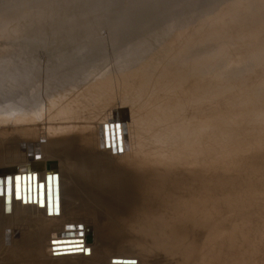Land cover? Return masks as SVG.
I'll return each mask as SVG.
<instances>
[{
    "label": "bare ground",
    "instance_id": "obj_1",
    "mask_svg": "<svg viewBox=\"0 0 264 264\" xmlns=\"http://www.w3.org/2000/svg\"><path fill=\"white\" fill-rule=\"evenodd\" d=\"M13 1L14 0H3L0 2L1 4L0 14H2L0 16V40H2V43H5L4 41H6L8 46L14 43V45L12 44L14 48L12 49L10 58L0 59V264H111V260L118 259V258H122L121 260L134 258L138 260L137 264H152V262L154 261L153 259L154 255L160 256L159 258H157L158 260H160V258H163L165 261L164 262L165 264H171L173 262L175 263L177 260L181 262L182 260H179L178 258L179 256L183 258V262H188L192 260L194 261L195 259L199 261V263H201L200 261H202L203 264H242L240 262V259L243 257V252H244L243 249H245L250 243L252 245L255 244L254 240H258V238H255L252 240L251 238L253 237V235L251 234V232L249 231L252 236L249 235L248 233L246 235L245 231H248L249 226L251 228L254 224V226H257L259 228L258 229L257 227H255L256 235L257 236L264 235V207L262 208L261 205H259L261 204L260 203L261 201L253 197L254 199H257V201H260L259 204L256 205L257 207L260 206V209L259 207H258L259 210L257 208L255 209V207L253 208L254 210H258L256 211V213L254 212L255 215L253 213H250L251 211L249 212L250 214L253 215L252 217H254L252 219H256V221H253L254 223L252 225H249V223H251L250 222L251 216L249 215V213H246L247 216H244L245 212L243 213L242 211H239V210L236 212L239 215L243 213L244 215L242 214L241 216L243 218L246 217V219L247 217L250 216L249 217L250 219H247L249 220L248 223H246V220L244 221L248 226V230H245L244 232H242L243 231L241 230L242 228L240 229V227L238 226L240 224H243L241 219H240L241 222L238 225H236L235 223H232V221L233 222L237 221L241 217V216L239 217V215L237 214L236 216L238 217V219L235 220L236 207L235 209H233L234 211L231 209L232 210L231 212H234L235 218L233 219V217H231L233 215L232 213L230 218H232L233 220H231L230 223L227 222L229 220L227 218L229 217L227 213H226L227 217L222 216L223 215L222 213L223 212L225 213V211L227 210L219 208L221 212L222 210L224 211L222 213L220 212L222 215L218 213L220 216L218 215L217 218H212L209 215V213L213 211L214 207H212V210L209 213L207 210L209 208L208 205L209 204L212 205L211 201L213 202L214 205L216 203L219 204L218 200L219 199L222 200L223 198H225L224 193L226 192V194L227 193L229 194V192H227L228 189L227 191L225 190L224 192V184L225 183L228 184L229 182H227L228 181L227 179V181L224 183L225 178L223 177V175L225 173L222 174L223 169H222V172L220 171L223 165L222 166H220L221 164L218 165L220 166L219 167L220 169H219L218 166L215 167L214 165L216 161L213 163L214 160H212L216 157V156L213 157V154H215V152L217 151L216 147L224 155L225 153L223 151L225 150L226 153H228V155L227 154L226 155L230 158L231 157L233 158L232 154L236 155L238 153L237 155H239L240 153L239 151L237 152L238 150L237 147L236 149H234L235 148L234 146H239V145L242 146V143L224 142L226 140L224 139V141L222 142H211L210 143L212 144L211 146L209 142L207 143L208 145L205 143L206 147L200 148V147H193V144L195 142H165V143L163 142H127V141H130L131 136H133L132 130L134 129V124H133L134 120H136L138 123L136 128L139 127L142 131H144L145 128H148L150 130L153 128H159L161 130L165 129L164 131L167 134H169V132L174 133L176 128L178 127L180 122L173 123L172 126H170V123H172L171 117L174 115L166 116L164 118H154V117H148L144 113H142L145 107L150 106L154 103L153 100L154 98H156L155 94L152 95L150 99L147 100L146 103L141 102L142 104L139 106L136 116H133L132 109L125 108L123 104V105L117 106L114 119L109 118L102 124V126L106 128L105 129L106 131L107 130L110 132L112 131V136H114V138L117 139V142H114L115 140L113 142H107L108 140L105 142H93V141L91 142L94 136L92 138H89L90 135H87L85 133H84L85 135H83V133H80V136L78 134H73L70 136L67 135L68 137L67 136L63 138L56 137V139L53 138L49 140H44L43 137L45 136H42V134L39 132V130L37 131L36 128L31 127L32 126L31 123L37 120L36 117L38 115H40L42 119L44 118L42 117L44 116L43 115L44 112H45L44 114L47 113L46 112L47 110L51 112V110L54 108V105L56 108L58 107L56 106V104H53L55 102H58L57 105L59 103L61 104V105L59 104L60 105L58 107L59 109L58 108L57 109L60 110L62 113L64 112L69 113L73 110V108H70L72 109L70 111L69 109L70 106L68 104H66L67 106L64 105L65 104L64 102L66 101V99H68L66 98L68 96V93L71 91L74 92L75 90H78L80 88L79 87L80 84L83 83L82 81L89 79L88 78V75L90 76L89 73L94 72L93 69L94 68L96 69V67L99 66L101 59H103L104 57L102 56L103 58L101 57V59H99V62L96 61L98 57L97 59H94L95 62L93 63H91L92 61L88 63L89 60L90 59L93 60L92 57L95 56L96 54L97 56L98 54H100L101 56V53L104 52L103 49H105L103 48L104 45L107 46L106 50L110 52V50H108L109 48L108 46L112 47L111 43L113 44L114 41L119 37V32H121V28H122V32H124V30L127 31L126 29L128 27L127 24H130L131 22H138V21L144 24L148 23L149 21V18H147L149 17L148 15L153 14L152 13L153 6L149 3V1L151 0H79V1L77 0L78 2L84 1V3L82 2L83 6L82 5L76 6L78 5L77 1H72V2H75L76 4L75 5L70 4L68 7L69 8L68 11H65L67 7L65 8L61 7L64 5V2L66 0H63L64 2L61 0L63 4L62 3L59 4L60 2H58L59 1L58 0L57 1L58 3L56 2L57 6L55 5L56 4L55 2H54L55 4L53 3L55 8L53 7L54 10L51 9L52 12H49V11L47 12L45 10L46 7H44L45 9L43 8V6H45L44 3L43 5L40 4L43 2V0L42 1L40 0V2L38 0H34V3L36 2L35 4H39V6L37 5L35 9L31 8L32 11L30 7L32 6L34 7V5L32 6L30 5V7L28 6L29 7L28 9L30 10L27 9L26 11V9L22 8L23 6L21 8H17V5H19L20 3L22 5L25 2L22 3L20 2L21 1L20 0L19 3L16 4V7H15V5L13 6ZM45 1H48V0H45ZM121 1H124V2L126 1L125 3H127L128 6L124 5L123 10H122L123 14L117 15L118 16L117 20L119 18L117 23H111L112 21L109 22L111 19L109 20L108 17H110L111 14L110 16L107 17L108 13H106V9L110 7L113 2H117L120 4ZM200 2L197 1L195 4L193 2L194 5L192 4V6L195 8L196 4ZM145 3L149 4L145 6L150 9V11L148 12H147V8L143 9V7H141L142 5H145ZM240 3H241V0H238V1L236 0L232 5L234 6L235 10H238V12L242 13L244 12L243 11L244 7ZM29 4H32V3H29ZM45 4L48 7V2ZM68 4L69 2L67 3L66 6H68ZM203 5L204 4H202V7ZM50 6L48 8H50ZM204 6H207V4H205ZM211 6L213 7L212 4L209 7ZM261 7H264V0L261 3ZM190 8H191V5H190ZM205 8L209 9L208 7H205ZM199 9H202L203 10L202 12H204L203 8H199ZM213 9L214 7L210 9V11H212ZM60 10H63L64 12L62 11L60 13ZM180 10H181L180 12L181 13L180 17H181L184 11L182 12V9ZM191 10H194V9L192 8ZM215 10L212 11L213 17L215 14L214 12L217 11ZM207 11L208 10L205 9L204 13L206 15L208 13L210 14V11L209 12ZM217 12L218 14H220L219 12H223V11L219 10ZM223 14L221 13L220 16L217 15L215 18H213V21L211 22L208 21V23L206 24V27L204 28L196 27L197 29H195L196 31L195 30L194 31L196 32V34L200 35L201 37L200 42L197 43V46L191 45L194 39V35H192L189 40L181 42V43L185 42L184 47L187 50V54L184 56V58L189 59V57L191 58L194 57L195 55L194 49L197 50L196 53L200 54L203 51L208 52V51L216 50L219 48L227 49V47H229L227 46L230 44L229 43L230 41L229 33L232 31L233 27L230 28L231 25L229 26L230 24L229 20L231 18L229 20L228 18H223L224 17ZM144 15H146L147 17L140 19L141 16H144ZM137 16L138 17L140 16V18H136ZM201 17L204 18L203 15H201ZM257 18H258V22L260 21L258 24L259 26L257 25L254 27L253 32L251 33V37H259V34L264 31V18L261 17V13L260 14L257 13L255 15L244 13L241 15L239 20L235 18L237 21L235 19H231V21L235 20L236 22H238L237 25L240 26L239 28L240 33L242 32L245 34L244 35L241 33L242 36H240V39H245L247 32H244V30H245V27H248V24L250 23L249 20L250 19L257 20ZM181 21H183V19H181ZM181 21L178 20V22L176 23H180ZM152 22L153 21H151V23ZM155 22H157V20ZM180 24H178L179 28L177 27L179 30L180 28H182L180 27ZM183 25L185 24L183 23ZM34 26H44V27H38L37 35H32L28 33L25 35L24 38H19V35L25 29L32 28ZM251 28L248 27V29H251ZM184 29H186V27ZM161 30H164V29H161ZM234 30H238V29L236 28ZM145 31L147 32V30ZM145 31L143 30L142 33L143 32L145 33ZM221 32L224 33V34L222 33L223 34L222 36L219 35ZM238 32L239 31H237V33ZM125 33L126 32H124V34ZM144 33L142 35L145 36L146 33L145 34ZM156 33L157 32L152 34L151 37L153 38L151 39H154L155 37L154 35H156ZM164 33L163 34L160 33L159 36H156V37L159 38V37L166 36L164 38L165 40L167 38V35L172 36L173 34H176V33L170 32L171 34L168 33L167 35H164ZM31 35L35 37L33 39L35 40V43H36L35 48L41 49V50L36 51V53H32L31 49H29L31 48L32 40L31 41L26 40ZM237 35H240V34H237ZM141 36H139V38H141ZM173 36H175L174 40L179 38L178 36L176 38V35H173ZM180 37H181V33H180ZM106 38L109 41L108 40H107L108 42L105 41V44L102 45L104 42V39L106 40ZM126 38L124 40H126ZM171 38H174V37H171ZM147 39L150 40L149 37ZM217 39L220 40V43L218 42ZM238 39H239V36H238ZM124 40H120L121 41L120 44L124 42ZM135 40L134 41L131 40L130 35H128V40H126L128 42L127 43L128 46L125 47V45L124 46L122 45L123 48L125 47V49L123 51L119 50L118 51L119 53L116 52L119 54V55L117 54L118 58L117 56H114L115 60L117 58V62H115L113 66L117 64L114 67H121V69L118 70L120 72L118 73L117 71V74L121 73V76H120L121 78H118V79L114 78L113 77L114 75H112L111 73H109V75L106 77L103 76L101 81H99L98 88L96 87V89L95 88L93 89L95 91L94 93H96L95 95L98 96V93L102 95H110L115 92L116 88L118 89V87L119 88L122 86L124 87V85L127 86L128 79L125 77V74H122V73H125L126 71L130 70L127 68L128 64H131L134 61L142 60L143 54H145L149 50V48L152 46L151 45L149 47V43L144 45L146 41L145 39L144 40L141 39L142 42L144 41L143 45H141L142 42L139 41V39H137L136 42L137 41L139 43L141 42L140 44L138 42L135 43ZM155 40H157V38ZM155 40H151L153 42V45H155L156 43ZM94 41H100L101 45L99 47L97 46L94 49L92 48L87 49L86 46L90 45V43ZM171 42H174L173 39H171ZM171 42L169 44H171ZM106 43H110V45H107ZM169 44L164 45V46L168 47ZM174 45H176V43ZM117 46L120 49L121 46H119V44ZM209 47H214V48L209 49ZM15 48L18 49V52L15 50ZM114 48L116 49V46L111 49H114ZM172 48H174V46H172ZM152 49H150L149 51H151ZM176 49H179V48H176ZM140 50H142V52H140L138 56L135 55L136 53H139ZM180 51H184V50L179 49V52ZM179 52L177 50V53ZM260 52L264 54V50H260ZM105 53L107 54L106 51ZM116 53L111 52L110 54L113 56V55H116ZM181 54H183V52ZM181 54H179V56ZM102 55L105 56V54H102ZM109 55H106L108 56L107 57L108 59L110 58ZM177 57H175V59H177ZM112 59L110 58L107 61H110ZM178 59L180 58L178 57ZM113 62H114V59H113ZM180 62L178 63L182 64ZM260 65H264V60H262L261 58L254 60V59H250V57L242 58L240 56H237V66H236L235 71L233 72L234 73L233 76H237L243 73H250L255 70L253 68H256ZM262 68H264V66ZM253 76L258 78L257 75H253ZM99 77L101 78V76ZM171 77L172 76H166L165 79L170 80ZM177 79H178L177 84L183 81L182 76L181 77L178 76ZM95 81L98 82V80H95ZM90 82H87V83H90ZM92 83H95V82H92ZM256 83L259 84L260 89H263L264 88V77L261 79V81L255 82V84ZM250 84L251 82H245L246 87H248ZM89 85H92V84L90 83ZM81 86H83V84ZM93 87H94V84L92 87H90V89ZM145 87L143 86L144 89ZM82 88L83 89L81 90L83 91L84 87ZM170 90L171 89H169V91ZM82 91L79 90L80 93ZM79 92L77 91L74 93L76 94ZM90 92L91 91H89V93ZM89 93H86V94L89 95ZM100 94L99 96H101ZM81 95L83 97L84 96L87 97V95H84L83 93ZM127 95L128 93L124 94L122 98L126 100ZM83 97H82V100H84ZM100 98L98 99V101H100ZM107 98H109L108 99V102H109L110 97L108 96ZM140 98L143 99V97H140L139 95V99ZM260 99L261 98H258V100ZM86 100L87 98H85V101ZM92 100L90 99L91 101L90 104L93 106V104L97 102V99H96V102L94 103H92L93 102ZM104 101H102V103L99 102V106L100 104L107 103ZM240 102H244V101L236 100V103H240ZM62 103L64 104L62 105ZM78 103L80 104V102ZM88 103H89V100H88ZM88 103H85V104H88ZM109 103H112V102H109ZM90 104L88 105L91 106ZM171 104L173 106L174 102L172 101ZM125 105L127 107L129 104L127 105L126 103ZM130 105H132V103ZM77 106L78 104H76V107ZM79 106L80 108H82L83 106L84 109L87 110V106H84V105L82 106L79 105ZM97 106L94 105L95 108H98ZM101 106L102 108L104 107V105H101ZM76 107L75 109L78 108ZM241 107L243 108L244 106L242 105ZM92 108L93 107H91V109ZM89 109L87 111L86 110L82 111L83 114L85 111L88 112L91 110ZM78 110L79 109H77V113H78ZM81 110H83V108ZM256 110L249 111V114H252L251 116L256 117L257 119L260 120L259 123L256 122L255 127L253 126L255 130H252V131H255V132L256 130H258L257 126H260L262 129L264 127V125L260 123V122H264V110L263 111L261 110V112L256 111ZM54 111L57 112V110H54ZM247 111L245 112L247 113ZM61 112L60 114L62 115ZM73 113H74V110H73ZM81 113L79 115H81ZM100 113L102 114V111ZM241 113L240 115L238 113H235V114H238L239 116H241ZM47 114L45 116H47ZM83 114H82V117H83ZM87 114L89 116V112ZM95 114L94 115L92 114V115L95 116ZM97 114H99V112ZM71 115L73 116V114L71 113L70 115L65 114V117H62L63 115L58 116V118L55 120L60 121V122L66 121V119L70 120V117L68 116H71ZM79 115L77 114V116ZM84 115L86 116V114ZM103 115L105 116L106 114H103ZM52 117L49 120H51ZM75 117L73 116V119L77 120V118ZM92 117L89 116L88 119ZM227 117H228L227 115H223L219 120L218 118H216V116H214L210 120L205 118L206 124L203 126L201 123V126L208 127L210 125V122H214V123H217L220 121L227 122L229 121ZM247 117L244 118V123L246 124L243 125V127L245 126L246 128H247L246 125H248L249 123L248 121L249 119ZM253 117H250V119ZM78 118L80 120V117ZM256 118L252 119L253 122L252 121L251 122L253 124L249 123L250 125L248 126H251V127H249L248 129H252V125H254V120ZM52 120L50 122H52ZM199 122H196V123H199ZM142 123L144 126H140V124ZM230 123L231 122L226 123V126L223 129L224 132L228 133L230 131L231 129L230 128L231 125L229 126ZM197 125L200 126V124H196V127ZM45 126L47 127V125H44V127ZM89 126H87L86 128H88ZM199 126L198 128H202ZM53 127H56V125L54 124ZM239 127L235 130L237 134L240 132L238 131V129L240 130L242 128V127L241 128ZM181 128L189 132V135H193L195 132L202 130V129H196L194 125H191V124L189 126H181L180 129ZM261 128L259 129L260 131H261ZM57 129H60V128H57ZM80 129H83L82 126ZM243 129L244 128H242L241 131H243ZM248 129H244V132H247L246 130ZM20 130H26V131L22 133L21 135L22 138H20V141H19V139L15 138V136H20L21 133H18V131ZM44 130L46 131L45 128ZM68 130H70V128L66 129V131ZM62 131H64L65 133L70 132V131L66 132L65 129L61 130V132ZM248 132H251V130ZM261 132L258 135H255V134L254 135L257 136L258 138V136L264 134V133L261 134ZM240 134L245 135L246 133L240 132ZM262 137H264V135L260 136L261 141L263 140ZM156 138L158 139V135L156 136ZM254 138L256 139V137ZM260 138L258 140H260ZM33 140H36V141L38 140L37 141L38 143L34 144ZM120 140L121 142H119ZM11 141H19V142H11ZM30 141H32L33 143V144L31 143L32 145L29 144ZM261 141H258L259 142L258 144H260ZM26 142H29V143L26 144ZM245 143L243 144L242 148L245 147L244 146ZM253 143H255V141ZM262 143H264V140ZM213 145L215 147V150H213ZM231 146L235 150V152L233 151L231 153L230 152L231 149H229L230 151L228 150V148ZM258 146L256 147L259 150L264 148V147H261L260 149L258 148ZM196 149H202L203 151L207 150L208 153L210 150V153H211L210 156L212 158L210 156L209 158L211 159L206 158L205 157L206 155L204 156L205 158L201 157V159L196 157L198 156L195 153L197 151ZM244 149H247V148H244ZM248 151L249 150H247L248 156H250V154L252 153L254 154V151L252 153L251 152L249 153ZM185 152H189V153L185 155ZM229 152L231 154H229ZM241 152L243 153L245 151L242 150ZM256 153L258 154V152H255V154ZM217 154L220 155L221 153L219 152ZM223 154H221L220 156H222ZM227 156L226 158H228ZM244 156L242 158H244ZM184 157H188V158H184ZM253 157H255V155ZM261 157H264V156H261ZM257 158L253 160H256ZM261 159L262 160H260L259 158V161L263 162L264 159L263 158ZM39 160H45L47 162L46 163L47 165L53 163L51 166L54 168L46 169L44 167V164L40 162ZM219 160H221V158ZM235 160L232 162H233V165L236 163L235 164V167H236L238 162H236L237 160L236 161ZM246 160H245L246 165L252 162L250 160L248 161V164H247ZM225 161L227 162L228 160H225ZM242 161L243 159H241L240 164H242ZM256 161L258 162V160ZM232 162L230 164L231 166H232ZM260 162H258L257 166L260 164ZM262 162H261L262 165L261 164H260L261 166L259 165L260 167L263 166ZM220 163H222V161ZM32 164L34 165L31 166ZM240 164L238 165L241 167L243 166L244 168L245 164L243 165H240ZM254 164L255 163H253L252 165ZM248 166L247 167L250 168V165ZM255 166H253V169L255 168ZM214 168H217L216 171L214 170ZM233 168L230 170L231 171L234 170ZM253 169L251 166L250 170L246 172L250 173L251 170ZM212 170H214V173L212 172ZM260 170H264V166H263V169H260ZM42 172H43V175H42ZM252 172H253V175H252ZM252 172L250 173L251 175L249 174L248 176L245 173L246 178L243 176L244 172L240 175V176H243V179L245 178L244 179L245 182L242 184L240 181L241 179L239 177L240 179L239 181L241 185L238 184L237 186L238 188L239 186L242 187V185H243L242 189L245 188L248 185V181L246 179L249 178L250 176H251L250 177L251 180H253L252 176L257 177L258 174L255 175V173L257 172H254V171ZM52 173L55 174V177H54L53 187L52 185L50 186H51V191L54 188V195L49 194L50 189H49V184H48V179H49L48 177H47V183H46V176ZM227 173L228 172H226V174ZM258 173H261V172L259 171ZM234 174H237V171L234 172ZM17 175H19L20 178L21 176L24 177V184H22V187L24 188V192H22V195L25 196V199H26V195L30 194L31 199H33V201H34V196H35L36 203L26 202L25 204H23L21 202V199L18 200V197L15 198L14 186H15V191L17 192L16 184H17L18 177L17 178H14V177ZM230 176L232 177L233 174L231 173L228 177ZM263 176L264 175H262L260 179L261 178L263 179ZM231 179H234V178H231ZM260 179L257 178L256 182H258V180L260 181ZM234 180L232 181L234 182ZM251 180L249 181V183L252 184ZM246 181H247V185L244 187ZM262 181L264 182V180ZM40 182H43L44 189L41 188L39 192H37V189H36V193L35 195L33 193V196H32L31 191L26 192L27 187L29 190V187L31 188V186H34V183L36 184V187H37V185ZM238 182H235L236 185ZM253 182L256 183L255 181ZM254 183L252 185L253 187L255 185ZM260 183L258 185H260ZM227 184H225V186H227ZM251 184H250V187H252ZM19 185L21 189L20 182H19ZM236 185L234 184L235 187ZM211 186L215 188V192H216L215 195H214V192H212V190L214 189L213 188L211 189ZM247 188L246 190H248ZM260 190L261 188H259V191ZM231 191H233V188L230 190V192ZM233 192L236 194L237 190ZM233 192L231 193L234 195ZM244 192L246 193V191ZM248 192L250 191H247V194ZM252 192L253 191L251 190V193ZM260 192L258 193L259 195H260ZM238 193H240V191ZM254 193L252 194L253 196H255ZM263 193L261 194V200L263 199L262 198ZM258 194L255 197H259ZM19 195L21 197V191ZM216 195L218 196L219 199L217 198ZM236 196H238V194H236ZM249 196H248V199H250ZM233 197L234 196H232L231 199H233ZM183 199H190L194 201L195 203L199 202L202 204V207L206 208L204 209V213H205L204 215L206 217L203 220L202 218L204 215L202 216L201 218L203 220V221L201 220L202 222L198 220V222L194 221V223H192L190 222L191 221L190 219H188L190 220L188 222H186L187 219L185 220V222H183L184 220L179 221V218L180 219L181 218L185 219V217L188 218L189 216L188 214H190L188 213L187 216H185L184 218L182 216L179 217V215L184 212V208L187 211L189 209V206L191 205L190 203V205H188V209H186L185 201L184 202L181 201ZM215 199L218 202H216ZM248 199H245V200H248ZM38 200H40L39 201L41 203L40 206L38 204ZM257 201H256V204H257ZM225 202L227 203L226 200L224 201V203ZM232 202H235V201H232ZM238 202H242V200H239ZM231 203H230V208H232ZM201 204L199 206H201ZM234 204L235 203H233V205ZM237 207L239 208L238 205ZM228 210L230 212L229 208ZM132 211H134V214L138 211V215H141V217L143 215H146L148 219L150 218L149 219L150 221H147V223L143 225V222L145 221L141 219L142 226L140 225L135 226L137 225L136 224L137 222H136L134 226L133 224H131L133 228L129 226L130 223L129 225H127L129 227H127L126 225H124L125 222L127 221L125 220L124 222L123 219L125 218L128 219L127 217H130V215H132ZM200 212H202V210ZM181 215H185V214H181ZM153 217H155L154 218V220L156 219L155 221H152ZM210 217L214 219V221L213 220L211 221ZM192 218L194 220V217ZM225 218H227L228 220L225 221ZM136 220H138V218ZM238 222L239 221H237L236 223ZM80 224H84L87 226H91V228H94L93 233L91 234L88 232H84L82 230L80 231V228H79ZM253 230L254 229H252V231ZM133 231H135L137 235L134 234L135 232L133 233ZM94 233H95V236H94ZM144 236L147 238L148 237L151 238L152 241H150V243L153 242L154 244L152 243L150 245H155L154 247L159 252L158 253L157 251H155L156 249L153 250L156 253L154 252V255L151 257V259H153V261L151 262L149 260L150 255L148 253L149 252L152 253L153 251L150 250L148 252V250L145 249V248H148V246L146 245H148L149 242H146L144 240L145 239ZM149 238L147 239V241L149 240ZM260 239L261 241H264V238H260ZM63 240L81 241L80 243H82V252H73L69 254H66V253L63 254V252L58 251L56 242L57 241L61 242ZM88 240H92L91 243ZM144 241L148 244H146ZM143 242L146 244L144 245L146 247L142 245ZM80 243H77V245H80ZM150 247H153V246H150ZM125 262L126 264H131V263H128L127 261Z\"/></svg>",
    "mask_w": 264,
    "mask_h": 264
},
{
    "label": "rangeland",
    "instance_id": "obj_2",
    "mask_svg": "<svg viewBox=\"0 0 264 264\" xmlns=\"http://www.w3.org/2000/svg\"><path fill=\"white\" fill-rule=\"evenodd\" d=\"M1 1H3V0H0V2ZM18 1V2H17ZM19 1L20 0H14L13 1V6L15 5V7H16V4H18L19 3ZM31 0H29V1H27V0H21L20 2H25V3H23L22 5H21V3L19 4V5H17V8H21L22 6V8H24V9H26V11H27V9L30 7V5L32 6V5H34V7L32 6V7H30V9L32 8H36L37 7V5L39 6V4H35L34 3V0H32L31 2H30ZM39 2H40V0H38ZM37 1V2H38ZM42 1V0H41ZM50 1V2H49ZM53 1V2H52ZM48 0V1H45V0H43V2L42 3H40V4H42L43 5V3H44V5L45 6H43V8L44 7H46V11L48 12H52L51 11V9L52 10H54L53 9V7L55 8V6L53 5V3L55 2H57L58 0ZM63 1V0H62ZM66 1H67V3L69 2V4H68V6H66L67 5V3H66ZM65 2H64V5H65V3H66V5L64 6H61L62 8H65V7H67L66 9H65V11H68L69 10V5L71 4H73V5H75L76 3L75 2H72V1H77V0H66ZM79 1V0H78ZM77 1V3H78V5H76V6H83V3H84V1H81V2H78ZM170 1V2H169ZM175 1V2H174ZM196 2L197 1H201V0H195ZM194 0H151V1H149V3L153 6V14L151 15V14H149L148 16L149 17H147L146 15H144V16H141V18H140V16L138 17H136V18H140V19H142V18H149V21H148V23H146V24H144V23H140L139 21L138 22H131L130 24H127L128 25V27L126 28L127 29V31L126 30H124V32H126L125 34H124V32H122V28H121V32H119V39L117 40H115L114 41V43L112 44L111 43V45H112V47L111 46H108L109 48H108V50H110V52L109 51H107L106 50V48H107V46L106 45H104L105 44V41H107L108 39L106 38V40L104 39V42H103V44L102 45H104L103 46V48H105V49H103L104 50V52H102L101 53V56H100V54H98V56H97V54L95 55V56H93L92 58H93V60L92 59H90L89 60V62L88 63H90L91 61V63H93V62H95L94 61V59H97V57H98V59L96 60L97 62H99V59H101V57L104 59H101V61H100V64H99V66L98 67H96V69L94 70L93 69V71L95 72V74H94V72L92 73V72H90L89 74H90V76L88 75V80H85V81H82L83 83H81L80 84V88L78 89V90H75L74 92H79V90L80 91H82L81 89H83L82 87H84V90L80 93H74V92H69L68 93V96L66 97V98H68V99H66V101L64 102V103H62V105L64 104V105H66V104H68L70 107H69V109L70 108H73V110H74V113H73V110L72 109H70V111L71 112H69V113H62L60 110H58L59 108V106L61 105L60 103V105L58 104L57 105V103L58 102H55V103H53V104H56V106H58L57 108L55 107V105H54V108L51 110V112L50 111H46L47 113V116H45L46 114H44L43 113V115L44 116H42V117H44V118H42L41 119V117H40V115H38L37 117H36V121H34L33 123H31L32 124V128H36L37 129V131L39 130V132L42 134V136H45V137H43L44 138V140H49V139H56V137L57 138H63V137H66L67 135L68 136H70V135H73V134H78L79 136H80V133H83V135H85V134H87V135H90V137L89 138H92L93 136L95 137H93V139L91 140V142L93 141V142H105V141H107V142H113L114 140V142H117V139L116 138H114V136H112V131L110 132V131H106L105 129V127H103L102 126V124L106 121V120H108L109 118L111 119H114L115 118V112H116V109H117V106H120V105H123L124 104V106H125V108H127V109H132V111H133V116H136V113H137V111H138V108H139V106L142 104V103H146L147 102V100L148 99H150V97L152 96V95H156V98H154V103L152 104V105H150V106H147V107H145L144 109H143V112L142 113H144L146 116H148V117H154V118H164V117H166V116H170V115H174V116H172L171 117V121H172V123H170V126H172V124L173 123H177V122H180L179 123V125H178V127L176 128V130H175V132L173 133V132H169V134H167L164 130H161V129H159V128H153V129H148V128H145L144 129V131H142L139 127L138 128H136L137 127V121L136 120H134V122H133V124H134V129L132 130L133 131V136H131V140L130 141H127V142H163V143H165V142H195L194 144H193V147H206V145H205V143L207 144L208 142H209V144L211 143V142H222V141H224V139H226L224 142H239V143H242V146L241 145H239V146H234L235 148L234 149H236V147H237V152L239 151L240 153H242L241 151L242 150H244L245 152H243L242 154H240L239 153V155H234V154H232L233 155V158H234V160L236 161V162H238V164H240L241 163V159H243V161H242V164H240V165H243V164H245V166H244V168H245V170H244V168H243V166L241 167V166H239L238 164L236 165V167H238V168H236L235 167V164L233 165V162L232 161H234L233 160V158L231 159L230 157H228L227 155H228V153H226V151L224 150L223 152L225 153V155L219 150V149H217V147H216V152L217 153H221V154H223L222 156H220L219 154H217L215 151V154H213V157L214 156H216L214 159H212V160H214L213 161V163L216 161V163L214 164L215 165V167L216 166H218V165H220V166H222V168L220 169L219 167L220 166H218V168L220 169V171L222 172V169H223V172H222V174L223 173H225L224 175H223V177L225 178L224 180V183L227 181V179H228V181L227 182H229L228 184L227 183H225V184H227V186H225V184H224V192H225V190L227 191V189H228V191L227 192H229V194L227 195L226 194V192L224 193V197L225 198H223L222 200H220L219 198H218V194L216 195L217 196V198L219 199L218 201L216 200V202H218L219 204H217L216 202H214V203H216L215 205L213 204V202L211 201V204L212 205H214V206H212V205H208V213L212 210V207H214L213 208V211H211L210 213H209V215L212 217V218H217L218 217V215L219 214H221L224 210H227V211H225V213L223 212L221 215L223 216V217H227L226 215L228 214V216L229 217H227V218H225V221H227L228 223H230L231 222V220H233L234 218H235V216L238 214V213H236L238 210L239 211H242L243 213V215L244 216H247V214L246 213H249L250 211V213H253L254 214V212L256 213V211H258L259 209H260V206H258L259 207V209H258V207L256 206V205H258L259 204V202L261 203V204H259V205H261V207L263 208L264 207V182L262 181V180H264V176H263V179L261 180L260 179V177H262V175H264L263 173H264V170H260V169H263V166H264V160H263V166L262 167H260L262 164H261V162L259 161V158H260V160H262L261 158H263L264 159V157H261V156H264V148H262L261 149V147H264V143H262L263 142V140H264V137H262V141H261V138H260V136H263V135H260V136H258V138H257V136H255V135H258V134H260V132H261V134L262 133H264V127H263V129L260 127V126H257V128H258V130H256V132L255 131H252V130H255V124H256V122L257 123H259V119H257L256 117H253V116H251L252 114H249V111H254V110H256V111H260L261 112V110L263 111L264 109H263V107H264V88L263 89H260V87H259V84L258 83H256L255 84V82H259V81H261V79L264 77V68H262L264 65H260V66H258V67H256V68H253V69H255L254 71H252V72H250V73H243V74H239V75H237V76H233V72L235 71V69H236V66H237V56H240V57H242V58H249L250 57V59H254V60H257V59H259V58H261L262 60H264V54H262V52H260V50H264V31L263 32H261L260 34H259V37H251V33L253 32V29H254V27L255 26H257L258 24H259V22H258V18H257V20H255V19H253L254 20V22H256V23H254L253 22V20L252 19H250L249 20V24H248V27H252L251 29H248V27H245V30H244V32H247L246 33V36H245V39H240V36H242L241 35V33H240V26L239 25H237V23L238 22H236L237 20H239L240 19V17H241V15L242 14H244V13H249V14H251V15H255V14H260L261 13V17H263L264 18V7H261V3H262V1L263 0H241V5L244 7V9H243V11L244 12H238V10H235L234 9V6L232 5L236 0H202L200 3H197L196 4V7L194 8L193 6H192V4H193V2H194V4L196 3ZM207 1V2H206ZM222 1V2H221ZM228 1V2H227ZM238 1V0H237ZM14 2H16V3H14ZM48 2V7L51 5H53L52 6V8H51V6H50V8H48L47 7V5L45 4V3H47ZM58 2H60L59 4H63V2H61V0H59ZM57 2V3H58ZM71 2V3H70ZM83 2V3H82ZM126 2V1H125ZM124 1H121V3L119 4V3H117V2H113L112 4H111V6L110 7H108L107 9H106V13H108V15H107V17L108 16H110V14H111V16L110 17H108V19L110 20H108L109 22H111V23H117L118 22V20H119V18H118V20H117V15H121V14H123L122 13V10H123V7H124V5H127V3H125ZM168 2H169V4H168ZM221 2V3H220ZM29 3H32V4H29ZM54 3V4H55ZM57 3L55 4L56 6H57ZM165 3H166V5H165ZM174 3V4H173ZM189 3V4H188ZM58 4V5H59ZM193 4V5H194ZM202 4H207V6H204L203 5V7H202ZM212 4L213 5V7H214V9L212 10V11H214L215 9L217 10V11H219V10H221V11H223V12H219L220 14H218V12L216 13V12H214L215 14H214V17H213V14H212V11H210V9H212L213 7L211 6V7H209L210 5ZM215 4V5H214ZM21 5V6H20ZM36 5V6H35ZM146 5H149V4H146L145 3V5H142L141 7H143V9H146L147 8V12L148 11H150V9L148 8V7H145ZM168 5V6H167ZM172 5V6H171ZM190 5H191V8H190ZM222 5V6H221ZM0 6H1V4H0ZM18 6H20V7H18ZM29 6V7H28ZM60 6V5H59ZM128 6V5H127ZM198 6H199V8H205V7H208L209 9H207V8H205L206 10H208L207 12H209L210 11V14L208 13L207 15L204 13L205 12V9H204V12H202L203 10L202 9H199L198 8ZM201 6V7H200ZM72 7V6H71ZM70 7V8H71ZM162 7V8H161ZM194 9V10H191V9ZM261 8V9H260ZM30 9H28V10H30ZM32 9H31V11H32ZM169 9V10H168ZM180 9H182V16L180 17V15H181V10ZM190 9V10H189ZM196 9V10H195ZM259 9V10H258ZM186 10V11H185ZM197 10H199V11H197ZM56 11V10H55ZM63 10H60V13L62 12ZM175 11V12H174ZM177 11V12H176ZM189 11V12H188ZM195 11H197V12H195ZM64 12V11H63ZM160 12V13H159ZM186 12V13H185ZM192 12V13H191ZM201 12V13H200ZM206 12V13H207ZM0 13H1V11H0ZM70 13V12H69ZM155 13H156V15H155ZM166 13V14H165ZM189 15H188V14ZM198 13H200V14H198ZM221 13L223 14V18H228V20L231 18V19H235V20H232L231 21V19L229 20L230 22V24H229V26H230V28L231 27H233V29H232V31L229 33V45H227V46H229V47H227V49H222V48H219V49H216V50H212V51H208V52H202V53H200V54H198V53H196V49H194V52H195V55H194V57H189V59H187V58H184V56L187 54V50H186V48L184 47V43H181V42H183V41H186V40H189L190 39V37L192 36V35H194V39H193V42L191 43V45H195V46H197V43L198 42H200V35H198V34H196V30L195 29H197L198 27L199 28H204V27H206V24L208 23V21H213V18H215L217 15L218 16H220L221 15ZM230 13V14H229ZM162 14V15H161ZM183 14H184V16L186 17H184L183 16ZM197 14V15H196ZM226 14V15H225ZM2 14H0V16H1ZM116 15V16H115ZM158 15H159V17H158ZM172 15H173V17H172ZM179 15V16H178ZM190 17H188V16ZM199 15H200V17H199ZM201 15H203L204 16V18L203 17H201ZM206 15V16H205ZM113 16V17H112ZM156 16V17H155ZM151 17V18H150ZM188 18V19H187ZM199 18V19H198ZM210 18V19H209ZM181 19H183V21H181ZM212 19V20H211ZM157 20V22H155ZM176 20V21H175ZM178 20H180L181 22V24L180 23H176V22H178ZM204 20V21H203ZM38 21V20H37ZM151 21H153L152 23H151ZM162 21V22H161ZM175 21V22H174ZM40 22H41V20H40ZM189 22V23H188ZM161 23H162V25H161ZM165 23V24H164ZM183 23L185 24V25H183ZM187 23V24H186ZM235 23H236V25H235ZM151 24V25H150ZM155 24V25H154ZM175 24H177V25H175ZM178 24H180V27H182V28H180V30L178 29L179 28V25ZM253 24H255V25H253ZM161 25V26H160ZM166 25V26H165ZM172 25V26H171ZM176 26V28H175V26ZM183 25V26H182ZM189 25V26H188ZM250 25V26H249ZM173 26H174V28H173ZM239 26V27H238ZM259 26V25H258ZM38 27H44V26H34V27H32V28H27V29H25L20 35H19V38H24L25 37V35L26 34H28V33H30V34H32V35H37L38 34ZM131 27V28H130ZM149 27H151V28H149ZM160 27V28H159ZM178 27V28H177ZM186 27V29H184ZM197 27V28H196ZM135 28V29H134ZM142 28V29H141ZM168 28V29H167ZM238 29V30H234V29ZM157 29V30H156ZM160 29V30H159ZM161 29H164V30H161ZM130 30V31H129ZM145 31V30H147V32L145 31V33L147 34H145L144 32V34H145V36L144 35H142L143 33H142V31ZM148 30H150V31H148ZM167 30V31H166ZM173 30H175V31H173ZM178 30H179V32L181 31V30H183V31H181L180 33H181V37H180V33L178 32ZM195 30V31H194ZM234 30V31H233ZM247 30H249V31H247ZM154 31V32H153ZM163 31V32H162ZM237 31H239L238 33H237ZM155 32H157L156 33V35H154L155 37H154V39H151V38H153V37H151L152 36V34L153 33H155ZM164 33V35H167L168 33L169 34H171V33H176V34H173V35H176V38H177V36L179 37L178 39H176V40H174L175 39V36H171V35H167V38L164 40V38L166 37V36H164V37H156V36H159V34L160 33ZM171 32V33H170ZM232 32H233V34H232ZM250 32V33H249ZM122 33H123V35H122ZM132 35H131V34ZM138 33V34H137ZM223 32H221L219 35L220 36H222L223 34H222ZM235 33H236V35H235ZM150 36H149V35ZM178 34V35H177ZM237 34H240V35H237ZM242 34H244V33H242ZM30 36V37H28V39H26L27 41H31L32 40V43H31V48H29V49H31V52L32 53H36V51H38V50H41L40 48H35V46H36V43H35V40H33L35 37L34 36ZM126 35V36H125ZM128 35H130V38H131V40H137V39H139V41H141V39L142 40H146L145 41V43H144V41L141 43V45H143V43H144V45L145 44H148L149 43V50L150 49H152V48H154V49H152L151 51H147L145 54H146V56H145V54H143V57H142V60H138V61H134L133 63H131V64H128V66H127V68L128 69H130V70H128V71H126V70H124V71H126L125 73H122V74H125V77L129 80H127V82H128V84H127V86H125L124 85V87L122 86V87H118V89L116 88V90H115V92L113 93V94H110V95H102V94H100V93H98V96L97 95H95L96 93H94L95 91L93 90L94 88L96 89V87L98 88V84H99V81H101V79H102V77L103 76H108L109 75V73H111L112 75H114L113 77L114 78H121L120 76H121V73L120 74H117V71L119 70V69H121V67H114V66H116V65H114L113 66V64L115 63V62H117V58H118V56H117V54L119 53L118 51L120 50V51H123L124 49H125V47L126 46H128L127 45V41L126 40H128ZM142 35V36H141ZM233 35V36H232ZM245 35V34H244ZM134 37V39H133V37ZM139 36H141V38H139ZM169 36V37H168ZM232 36V37H231ZM235 36H237V37H235ZM238 36H239V39H238ZM120 37H122V38H120ZM127 37V38H126ZM137 37V38H136ZM144 39H143V38ZM149 37L150 38V40L149 39H147V38ZM171 37H174V38H171ZM18 38V39H19ZM126 38V40H124ZM157 38V40H155ZM233 38V39H232ZM235 38V39H234ZM236 38H237V40H236ZM160 39V40H159ZM163 39V40H162ZM171 39H173V41L174 42H171ZM120 40H124V42H122L121 44H120ZM136 40H135V43H137L136 42ZM151 40H155V45H153V42L151 41ZM163 41V43H162V41ZM214 40V39H213ZM218 40V39H217ZM232 40V41H231ZM109 41V40H108ZM107 41V42H108ZM126 41V42H125ZM180 43H179V42ZM226 41V40H225ZM5 43H2V40H0V59H2V58H10V56H11V53H12V49L14 48L13 47V45H14V43H12V44H10L9 46H8V44H7V42L6 41H4ZM116 42V43H115ZM161 42V43H160ZM171 42V44H169ZM218 42L220 43V40H218ZM232 42V43H231ZM126 43V44H125ZM139 43V42H138ZM139 43V44H140ZM158 43V44H157ZM172 43H173V45H172ZM176 43V45H174ZM107 45H110V43H106ZM119 44V46H121L120 47V49L118 48V45ZM167 44H169L168 45V47L167 46H164V45H167ZM101 45V42L100 41H94V42H92V43H90V45H87L86 46V48L87 49H89V48H92V49H94V48H96L97 46L99 47ZM125 45V47L123 48V46ZM156 45H157V47H156ZM106 46V47H105ZM116 46V49L114 50V49H111V48H113V47H115ZM169 46H171V47H169ZM172 46H174V48H172ZM175 46H176V48H179L180 50H184V51H180L181 53L183 52V54H181L180 52H179V49H176L175 48ZM180 46H181V48H180ZM164 49H163V48ZM182 47H184V48H182ZM147 48V49H148ZM212 48H214V47H209V49H212ZM15 50L18 52V49H16L15 48ZM174 50V51H173ZM175 50H176V52H175ZM177 50H178V52L179 53H177ZM93 51V50H92ZM105 51L107 52V54L105 53ZM111 52H118V53H116V55H111L110 53ZM140 52H142V50H140L139 51V53H136L135 55H137L138 56V54H140ZM102 54H105V56L106 55H109V57L112 59V57H113V59H114V62H113V59L112 60H110V61H107V60H109L107 57L108 56H104V55H102ZM179 54H181L180 56H179ZM119 55V54H118ZM100 56V57H99ZM114 56H117V58H116V60H115V57ZM181 59H178V57ZM95 57V58H94ZM175 57H177V59H175ZM91 58V57H90ZM106 58H107V60H106ZM182 58H184V59H186V60H184V59H182ZM191 58V59H190ZM102 61H103V63H102ZM105 61V62H104ZM181 61V62H180ZM112 62V63H111ZM119 62V61H118ZM178 62H180V63H182V64H179ZM158 63V64H157ZM102 64V65H101ZM158 66V67H157ZM101 67V68H100ZM161 67V68H160ZM164 70V71H163ZM97 71V72H96ZM115 71H116V73H115ZM120 71H118V73H119ZM113 73H115V74H113ZM94 74V75H93ZM118 76H117V75ZM128 74V75H127ZM244 74H246V75H244ZM257 75L258 76V78H256L255 76H253V75ZM93 75V76H92ZM159 75V76H158ZM99 76H101V78L99 77ZM152 76V77H151ZM166 76H172L171 78H170V80H168V79H165V77ZM178 76H182V79H183V81L181 82V83H179V84H177L178 83ZM251 76H253V77H251ZM262 76V77H261ZM90 77H92V78H90ZM124 77V76H123ZM151 77V78H150ZM154 77V78H153ZM93 79H94V81H93ZM95 80H98V82L97 81H95ZM149 80V81H148ZM158 80V81H157ZM91 81V82H90ZM146 81V82H145ZM253 81H255V82H253ZM87 82H90L92 85H89L90 83H87ZM92 82H95V83H92ZM145 82V83H144ZM245 82H251V84L248 86V87H246V85H245ZM144 83V84H143ZM164 83V84H163ZM83 84V86H81ZM85 84H87V85H85ZM93 84H94V87L93 88H91L90 89V87H92L93 86ZM155 84V85H154ZM158 84V85H157ZM86 87H85V86ZM143 86L145 87V89L143 88ZM255 86V87H254ZM153 87V88H152ZM127 88V89H126ZM147 88V89H146ZM149 88H150V90H149ZM144 89V90H143ZM169 89H171L170 91H169ZM87 90V91H86ZM89 91H91L90 93H89ZM93 91V92H92ZM120 91V92H119ZM125 91H126V93H128V95H127V98H126V100H124L123 98H122V96L124 95V94H126L125 93ZM176 91H177V93H176ZM141 92H142V94H141ZM261 92V93H260ZM71 93V94H70ZM84 94V95H87V97H85V98H87V100L85 101V98L81 95V94ZM86 93H89V95L88 94H86ZM94 93V94H93ZM121 93V94H120ZM123 93V94H122ZM99 94L101 95V96H99ZM73 97H72V96ZM79 95V96H78ZM83 97V99L84 100H82V97ZM94 97H93V96ZM139 95H140V97H143V99L142 98H140L139 99ZM147 95H148V97H147ZM70 96H71V98H70ZM75 96H77V97H75ZM89 96V97H88ZM96 96V97H95ZM103 96V97H102ZM109 96L110 97V100H109V102H112V103H109L108 102V99L109 98H107V97ZM115 96V97H114ZM255 96V97H254ZM75 97V98H74ZM81 97V98H80ZM102 99H101V98ZM114 98V99H112V98ZM118 97V98H117ZM119 97H121V98H119ZM145 97H146V99H145ZM95 98V99H94ZM100 98V101H98V99ZM115 98H117V99H115ZM131 98V99H130ZM258 98H261L260 100H258ZM73 99H75V100H73ZM90 99L92 100V99H94V100H92L93 102L92 103H94V102H96V99H97V102L96 103H94L93 104V106L90 104L91 103V101H90ZM119 99H121V100H119ZM123 99V100H122ZM214 99V100H213ZM73 100V101H72ZM88 100H89V103H88ZM105 100V101H104ZM114 100H116V101H114ZM118 100H119V102L120 101H122V102H118ZM140 100V101H139ZM212 100H213V102H212ZM236 100H239V101H244V102H240V103H236ZM250 100V101H249ZM59 101V100H58ZM102 101H104V102H107V103H104V104H100V106H99V102L100 103H102ZM174 102V105L172 106V104H171V102ZM249 101V102H248ZM76 102V103H75ZM78 102H80V104L78 103ZM115 104H114V103ZM127 103V107H126V103ZM142 102V103H141ZM70 103V104H69ZM85 103H88V104H90L91 106H89L88 104H85ZM132 103V105H130ZM248 103V104H247ZM53 104H51V105H53ZM76 107V104H78V108L77 109H79L80 110V112H79V110H78V113H77V109H75V107L73 106V105ZM247 104V105H246ZM250 104V105H249ZM49 105V104H48ZM73 107H72V106ZM79 105H84V106H87V110L89 109V107H90V109H91V107H93L90 111H88L89 112V116L90 117H92L95 113V116H93L92 118H90V119H88V112H86L87 110L86 109H84V107L82 106V108H83V110H81L82 108H80V106ZM94 105L95 106H97L98 108H95L94 107ZM101 105H104V110H103V108H102V106ZM244 106L243 108L241 107V106ZM67 106V105H66ZM89 106V107H88ZM121 107H123V106H121ZM131 107V108H130ZM254 107V108H253ZM102 108V109H101ZM241 108V109H240ZM248 108H249V110H248ZM261 108V109H260ZM101 109V110H100ZM253 109V110H252ZM260 109V110H259ZM54 110H57V112L56 111H54ZM76 110V111H75ZM84 110H86L85 112H84V114H86V116L83 114V112L82 111H84ZM111 110V111H110ZM119 110V109H118ZM241 110H243V111H241ZM248 110V111H247ZM58 111H60L61 113H62V115L60 114V112H58ZM95 111H97V112H95ZM102 111V114L100 113ZM104 111V112H103ZM110 111V112H109ZM240 111V112H239ZM245 111H247V113L245 112ZM50 112V113H49ZM54 112V113H53ZM56 112V113H55ZM82 112V113H81ZM99 112V114H97ZM241 112H243V113H241ZM52 113V114H51ZM59 113V114H58ZM70 113L71 114H73V116L75 117V115H76V117L75 118H77V120L76 119H73V116L71 115V116H68V117H70V120L69 119H66V121H62V122H60V121H56L55 119H57L58 118V116H62V117H65V114L66 115H70ZM75 113H77L78 115L81 113V115H79V116H77V114H75ZM93 115H92V114ZM235 113H238L239 115H240V113H241V116H239L238 114H235ZM51 114V115H50ZM57 114V115H56ZM82 114H83V117H82ZM103 114H106L105 116L103 115ZM188 114V115H187ZM243 114V115H242ZM56 115V116H55ZM92 115V116H91ZM98 115V116H97ZM223 115H227L228 117H227V119H229V121H227V122H231L230 124H229V126H230V131L228 132V133H226V132H224V128H225V126H226V123L227 122H225V121H220V122H217V123H214V122H210V125L208 126V127H202L201 126V123H202V125L204 126L205 124H206V120H205V118L206 119H208V120H210V119H212L214 116H216V118H218V120L223 116ZM246 115V116H245ZM249 115V116H248ZM50 116V117H49ZM54 118H53V117ZM88 116V117H87ZM113 116V117H112ZM230 116V117H229ZM244 116V117H243ZM248 116V117H247ZM40 117V118H39ZM47 117V118H46ZM52 117V119H54V120H52V122H50L51 120H49L50 118ZM67 117V116H66ZM67 117V118H68ZM78 117H80V120H79V118ZM85 117V118H84ZM97 117V118H96ZM240 117V118H239ZM245 117H247L246 119L249 121V123H251V124H253L252 122H253V120L252 119H254V118H256L255 120H254V125H252V129H248L249 127H251V126H248V125H250L249 123H248V125H246L247 126V128L244 126L243 127V125H245L246 123H244V118ZM250 117H253V118H251L250 119ZM46 118V119H45ZM93 118H95V119H93ZM39 119V120H38ZM41 119V120H40ZM87 119V120H86ZM104 119V120H103ZM69 120V121H68ZM73 122H72V121ZM88 120H89V122H88ZM257 120V121H256ZM39 121V122H38ZM102 121V122H101ZM170 121V122H171ZM192 121V122H191ZM200 121V122H199ZM201 121H203V122H201ZM252 121V122H251ZM76 122V123H75ZM87 122V123H86ZM196 122H199V123H196ZM242 122H243V124H242ZM247 122V121H246ZM45 123V124H44ZM71 123V124H70ZM193 123V124H192ZM242 124V126H241V124ZM262 125H264V122H260ZM53 124V125H52ZM54 124L56 125V127H53L54 126ZM66 124V125H65ZM70 124V125H69ZM194 125V127L196 128V129H202V130H199V131H197V132H195L193 135H189V132H187V131H185V130H183L182 128L180 129V127L181 126H189V125ZM196 124H200V126L199 125H197V127H196ZM261 124H259V125H261ZM44 125H47V127L45 126L44 127ZM79 125V126H78ZM84 125H86V126H84ZM90 125V126H89ZM61 126V127H60ZM64 126V127H63ZM68 126V127H67ZM81 126H82V128L83 129H80L81 128ZM87 126H89L88 128H86ZM140 126H144L143 125V123L142 124H140ZM198 126L199 127H202V128H198ZM240 126V127H239ZM254 126V127H253ZM70 128V130H68V131H70L69 133H65L64 131H62L61 132V130H64L65 129V131H66V129L67 128ZM85 127V128H84ZM244 128V129H248V130H246L247 132H244V129H243V131H241V129L239 130L238 129V131H240V132H242V133H246L245 135L244 134H240V132L237 134L236 132H235V130L237 129V128ZM44 128L46 129V131L44 130ZM57 128H60V129H57ZM261 128V131L259 130ZM21 129H23V128H21ZM84 129H86V130H84ZM112 129V128H111ZM148 129V130H147ZM42 130V131H41ZM49 130V131H48ZM53 130H54V132H53ZM88 130V131H87ZM251 130V132H248V131H250ZM24 131H26V130H20V131H18V133H21L20 134V136H15V138H17V139H19V141H20V138H22V133H24ZM60 131V132H59ZM68 131H66V132H68ZM83 131V132H82ZM94 131V132H93ZM257 131H258V133H257ZM49 132H50V134H49ZM44 133V134H43ZM53 133V134H52ZM57 133V134H56ZM61 133V134H60ZM85 133V134H84ZM250 133V134H249ZM111 134V135H110ZM252 134H253V136L254 137H256V139L252 136ZM255 134V135H254ZM50 135V136H49ZM55 135V136H54ZM57 135V136H56ZM158 135V139L156 138V136ZM189 135V136H188ZM240 135V136H239ZM47 136V137H46ZM52 136V137H51ZM67 136V137H68ZM260 138V140H258ZM106 139V140H105ZM103 140V141H102ZM19 141H11V142H19ZM27 141V140H26ZM38 141V140H37ZM36 140H33V143L34 144H37L38 142H37ZM255 141V143H253ZM258 141H261V143L260 144H258L259 142ZM119 142H121V140L119 141ZM245 142H247V143H245ZM250 142H251V144H250ZM25 143V142H24ZM29 142H26V144H28ZM32 143V141H30V143L29 144H31ZM32 143V144H33ZM238 143V144H239ZM245 143V147L244 148H247V149H244V148H242L243 147V144ZM249 143V144H248ZM31 144V145H32ZM259 146H258V145ZM208 145V144H207ZM212 144H210V146H211ZM256 146H258V148H260L261 150H259V149H257V147ZM210 148H212V147H210ZM229 149H231V151L229 150ZM233 148H232V146L231 147H229L228 148V150L232 153L233 151L235 152V150H234ZM239 149H241V150H239ZM254 149V150H253ZM197 151L195 152L198 156H196V157H198V158H200L201 159V157L203 158L205 155V157L206 158H209V156L211 155V153H210V150H209V153L207 152V150H202V149H196ZM213 150H215V147H214V145H213ZM227 150V151H228ZM247 150H249L248 152L250 153H252L253 151H254V154L252 155V154H250V156H248V153H247ZM256 150V151H255ZM229 152V154H231ZM255 152H258V154L256 155L255 154ZM187 153H189V152H185V155L187 154ZM245 153H246V155H245ZM227 154V155H226ZM231 155V156H232ZM245 155V156H244ZM252 155V156H251ZM255 155V157H253ZM259 155H261V156H259ZM183 156V155H182ZM200 156V157H199ZM218 156V157H217ZM220 156V157H219ZM225 156V157H224ZM226 156L228 157V158H226ZM230 156V155H229ZM236 156V157H235ZM244 156V158H242ZM248 156V157H247ZM257 156H258V158H257ZM204 157V158H205ZM211 157V156H210ZM252 157V158H251ZM184 158H188V157H184ZM212 158V157H211ZM211 158H209V159H211ZM216 158H217V160H218V162H217V160H216ZM221 158V160H219ZM240 158V159H239ZM250 158V159H249ZM255 158H257L256 160H258V162H260V169H259V167L257 166V164H258V162L256 161V160H253V159H255ZM246 159H248V160H246ZM225 160H228L227 162L225 161ZM245 160L247 161V164H248V161H252V162H250L248 165H250V168H251V166H252V169H253V166H255V164H256V166H255V168L253 169V170H251V172L252 171H254V172H257V173H255V175H257V177L256 176H252L253 178V180H251L250 179V177L249 178H247L246 180L248 181V185H249V187H250V184L251 183H249V181L251 180L252 181V184H251V186L253 185V181H257L256 179L258 178V179H260V181L258 180V182H256V183H254L255 185H254V187L252 186V187H248V185H247V181H246V183H245V185H244V187L245 188H243L242 189V187H243V185H242V187H240L239 186V188L237 187L238 186V184H240V181H241V183L243 184L244 182H245V178H246V175L248 176L250 173L249 172H246V171H248V170H250V168H248L249 166L248 165H246V162H245ZM40 162H42L43 164H44V167L46 168V169H49V168H47V162L45 161V160H39ZM222 161V163H220ZM224 161H225V163H224ZM254 161V162H253ZM257 163H256V162ZM231 162H232V166L230 165L231 164ZM245 162V163H244ZM253 163H255L254 165H252ZM233 166H234V168H233ZM248 166V167H247ZM226 167V168H225ZM231 167V168H230ZM257 167V168H256ZM234 169V170H230V169ZM248 168V169H247ZM216 169L217 168H214V170L216 171ZM214 170H212V172L214 173ZM225 170V171H224ZM230 171H231V173L233 174V176L231 177H228L231 173H230ZM237 171V174H234V172H236ZM241 171V172H240ZM244 172V174H243V176L245 177L244 179H243V176H240L243 172ZM261 172V173H258V172ZM211 172V171H210ZM226 172H228L227 174H226ZM240 172V173H239ZM263 172V173H262ZM245 173H246V175H245ZM261 176H260V175ZM42 175H43V172H42ZM42 175H41V177H42ZM235 175H236V177H235ZM251 175V174H250ZM252 175H253V172H252ZM227 176V177H226ZM237 176H238V178H237ZM239 177H240V179H239ZM231 178H234V179H231ZM237 178V179H236ZM256 178V179H255ZM255 179V180H254ZM232 180H234V182L232 181ZM239 182H238V181ZM243 180V181H242ZM235 182H238L237 183V185H236V183ZM261 182V183H260ZM236 185V187L234 186V184ZM260 183V185H258ZM241 185V184H240ZM261 185H262V187H261ZM236 188H234V187ZM260 186V187H259ZM248 187V188H247ZM258 189H257V188ZM214 189V190H212V192H214V195L216 194V192H215V188L213 187V186H211V189ZM233 188V191H235V190H237V192H236V194H238V196H236V194L233 192V191H231V192H233L234 193V195L230 192V190ZM241 188V189H240ZM246 188L248 189V190H246ZM253 188H254V190H253ZM259 188H261V192L259 191ZM42 189H44V187L42 186ZM238 189H239V191H240V193H238L239 191H238ZM257 191H256V190ZM242 190H244V191H246V193L244 192V191H242ZM251 190L253 191L252 193H251ZM247 191H250V192H248V194H247ZM256 191V192H255ZM242 192V193H241ZM244 192V193H243ZM256 194H255V193ZM260 192V195L258 194ZM249 193H251V194H249ZM254 193V195L256 196L257 194H258V196L259 197H255V196H253L252 194ZM263 193V195H262V200H261V194ZM226 194V195H225ZM231 194H232V196H234L233 197V199H231ZM242 194H244V195H242ZM246 194V195H245ZM242 195V196H241ZM249 195H251V196H249V198L251 199V198H257V199H259L260 201H257V199H251V201H250V199H248V196ZM230 196V197H229ZM241 196V197H240ZM247 196V197H246ZM240 198V199H239ZM243 198V199H242ZM245 199H248L249 200V202H248V200H245ZM187 200H189V201H187ZM214 200V201H215ZM227 201V203L225 202L224 203V201ZM239 200H242V202H238ZM181 201H185V203H186V209H188V205H190V203H191V205L189 206V209L186 211L185 210V208H184V212L183 213H181V214H185V215H179V217H185V216H187V214L188 213H190V214H188L189 216H188V218H186L185 217V219H180L179 218V221H183V222H185V220L187 219V221L186 222H188V221H190V222H192V223H194V221L196 222H198V220H204V218L206 217L204 214V209H206V208H204V207H202V204L201 203H199V202H194V201H192V200H190V199H183V200H181ZM232 201H235V202H232ZM247 201V202H246ZM253 201V202H252ZM256 201H257V204H256ZM263 201V202H262ZM188 202V203H187ZM220 202H222V203H220ZM232 202V203H231ZM199 203V204H198ZM230 203H231V207L232 208H230ZM233 203H235L234 205H233ZM238 203V204H237ZM240 203V204H239ZM255 203V204H254ZM8 204V203H7ZM201 204V206H199ZM239 206V208L237 207V205ZM41 205V203L39 204V206ZM234 206V208H233V206ZM236 205V206H235ZM242 207H241V206ZM194 206V207H193ZM211 206V207H210ZM227 206H229V207H227ZM190 207H192V208H190ZM201 207V208H200ZM224 207V208H223ZM235 207H236V211H235V216H234V212H231L233 209H235ZM255 207V209L257 208L258 210H254L253 208ZM194 208V209H193ZM198 208V209H197ZM219 208H222V209H224V210H222V212L219 210ZM228 208L230 209V212H229V210H228ZM243 208V209H242ZM252 208V209H251ZM200 209V210H199ZM210 209V210H209ZM219 211H218V210ZM232 209V210H231ZM191 210V211H190ZM199 210V211H198ZM202 210V212H200ZM207 210H206V212H207ZM215 210V211H214ZM218 212H217V211ZM246 210V211H245ZM249 210V211H248ZM197 211V212H196ZM234 211V210H233ZM248 211V212H247ZM192 212H193V214H192ZM214 212V213H213ZM221 212V213H220ZM197 213V214H196ZM201 213H203V214H201ZM213 213V214H212ZM217 213V214H216ZM219 213V214H218ZM227 213V214H226ZM232 213H233V215H232ZM249 213V215L251 216H249V217H247V219H250V222L251 223H249V225H252L254 222L253 221H256V219H252V218H254V217H252L253 215L252 214H250ZM198 214H199V216H198ZM216 214V215H215ZM230 214V215H229ZM241 214V213H240ZM241 214V215H242ZM193 215V216H192ZM204 215V216H203ZM232 215V216H231ZM239 215V214H238ZM241 215H239V217L241 216ZM255 215V214H254ZM137 216H139V217H137ZM196 216H198V217H196ZM202 216H203V218H202ZM220 216V215H219ZM230 216L231 217H233V219L232 218H230ZM132 219H131V218ZM130 217H127L128 219H129V221H128V219H123V221L125 222V220L127 221V222H125V224L124 225H129V223H130V225L129 226H131V224H133V226L135 225V223L137 224V225H135V226H142V224H141V222H142V220H144L145 222H143V225L145 224V223H147V221H150L148 218H147V216L146 215H143L142 217H141V215H138V211L134 214V211H132V215H130ZM192 217H194V220H193V218ZM195 217H196V219H195ZM210 217V219H211V221L213 220L214 221V219H212ZM222 217V218H223ZM242 217V216H241ZM239 218L238 219V217L236 216V218H235V220L236 219H238L237 221H239L238 223H236L237 221H232V223H235L236 225H238V224H240V222H241V220H242V223L243 224H240V225H238L239 227H240V229L241 230H243L242 232H244L245 230H248V226H247V224L246 223H248L249 222V220H247L246 219V217H242V218ZM138 218V220H136ZM154 218L155 217H153V219H152V221H155L154 220ZM202 218V219H201ZM133 219H134V221H133ZM142 219V220H141ZM188 219H190V220H188ZM224 219V218H223ZM241 219V220H240ZM244 219V220H243ZM121 220V219H120ZM131 220V221H130ZM202 220V221H203ZM246 220V223L244 222ZM140 222V224H139V222ZM201 221V222H202ZM189 222V223H190ZM244 224H245V226H244ZM242 225V226H241ZM129 226H127V227H129ZM132 227V226H131ZM243 227H245V228H243ZM255 227H257V226H254V224H253V226L250 228V226H249V230L248 231H245L246 233V235H247V233L249 234V235H253V237L251 238L252 240L253 239H255V238H258V240H254V242H255V244H249L245 249H243V257L240 259V262L242 263V264H264V241H261V239L260 238H264V235H261V236H257L256 235V232H255ZM80 231L82 230V231H84V232H86V230L87 229H90V232H88V233H93V230H94V228H91V226H87V225H84V224H80ZM133 228V227H132ZM258 228V227H257ZM251 229V230H250ZM252 229H254L253 231H252ZM259 229V228H258ZM251 232V234H250V232ZM129 232V231H128ZM127 232V233H128ZM135 231H133V233H134ZM254 232V233H253ZM130 233V232H129ZM131 234V233H130ZM134 234H136L137 235V233L135 232ZM251 235V236H252ZM94 236H95V233H94ZM250 236V237H251ZM145 237V236H144ZM144 237H143V239H144ZM93 238V237H92ZM149 238V237H148ZM147 237H145V241L146 242H149V244L148 243H146L145 241V243L146 244H148V245H146L144 242L142 243V245L144 246V245H146V246H148V248H145V249H147L148 250V252L151 250V251H153V250H155L156 248L154 247L155 245H150V244H152L153 242H151L150 243V241H152L151 240V238H149V240L147 241V239H148ZM88 241H90V243H91V241L92 240H88ZM154 244V243H153ZM142 246V247H143ZM146 246H144V247H146ZM150 246H153V247H150ZM143 247V248H144ZM215 248V247H214ZM155 251H157L158 252V250L156 249ZM155 251H153L152 253L151 252H149L148 254L150 255V262L151 261H153V259H154V261L152 262V264H158V263H160V264H162V263H164L165 261H164V259L163 258H160V260H158L157 258H159L160 256H158V255H154V252ZM156 253V252H155ZM159 253V252H158ZM152 254V255H151ZM155 257H154V256ZM153 256V259H151V257ZM157 256V257H156ZM178 257V256H177ZM157 260H156V259ZM179 258V260H182L181 262L180 261H176L175 263L173 262V263H171V264H201L202 263V261H200L201 263H199V261H197V260H195L194 259V261L192 260V261H188V262H183V258L181 257V256H179L178 257ZM181 258V259H180ZM122 258H118V259H114V260H121ZM162 259V260H161ZM121 261H127L128 263H131V264H137L138 263V260H136V259H134V258H129V259H124V260H121ZM160 261V262H159ZM194 262V263H193ZM165 264V263H164ZM203 264V263H202Z\"/></svg>",
    "mask_w": 264,
    "mask_h": 264
},
{
    "label": "water",
    "instance_id": "obj_3",
    "mask_svg": "<svg viewBox=\"0 0 264 264\" xmlns=\"http://www.w3.org/2000/svg\"><path fill=\"white\" fill-rule=\"evenodd\" d=\"M51 163V162H50ZM53 164V163H52ZM52 164H48L47 165V168H54L52 167L51 165ZM34 164H32L31 166H33ZM41 165V164H40ZM38 166V165H37ZM51 176V177H50ZM19 178L20 179V184H21V189H19V194H20V191H21V197L19 195V198L18 200L21 199V202L23 204H25L26 202L28 203H31V202H34L36 203L35 201V196H34V201L33 199H31V196L30 194L26 195V199H25V196L22 195V192H24V188L22 187V184H24V177L21 176V178L19 177V175L15 176L14 178ZM28 177V176H27ZM47 177L49 178L48 179V184H49V194L50 195H54V188L53 190L51 191V186L53 187V183H54V177H55V174L52 173V174H48L46 176V183H47ZM27 182V181H26ZM28 183V182H27ZM27 186V185H26ZM43 186V182H40L37 187H36V184L34 183V186H31V188L29 187V190H28V187L26 188V192H32V196H33V193L35 195L36 193V189H37V192L40 191V189L42 188ZM14 196L15 198L18 197L17 196V192L15 191V186H14ZM40 196V194H39ZM33 198V197H32ZM40 200H38V204H40L39 202ZM86 232H90V229H87ZM81 241H77V240H63V241H57L56 244H57V250L58 251H61L63 252V254H69V253H73V252H82V243H80ZM77 243H80V245H77ZM61 249V250H60ZM111 264H126L125 261H121V260H111Z\"/></svg>",
    "mask_w": 264,
    "mask_h": 264
},
{
    "label": "snow or ice",
    "instance_id": "obj_4",
    "mask_svg": "<svg viewBox=\"0 0 264 264\" xmlns=\"http://www.w3.org/2000/svg\"><path fill=\"white\" fill-rule=\"evenodd\" d=\"M19 189H20L19 178H17L16 190H17V196H18V198H19Z\"/></svg>",
    "mask_w": 264,
    "mask_h": 264
}]
</instances>
